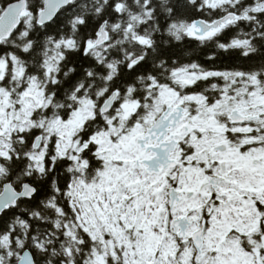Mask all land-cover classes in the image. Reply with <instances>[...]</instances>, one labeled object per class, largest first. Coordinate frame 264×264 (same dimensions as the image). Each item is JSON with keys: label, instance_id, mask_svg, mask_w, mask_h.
Wrapping results in <instances>:
<instances>
[{"label": "snow or ice", "instance_id": "1", "mask_svg": "<svg viewBox=\"0 0 264 264\" xmlns=\"http://www.w3.org/2000/svg\"><path fill=\"white\" fill-rule=\"evenodd\" d=\"M0 264H264V0H0Z\"/></svg>", "mask_w": 264, "mask_h": 264}]
</instances>
